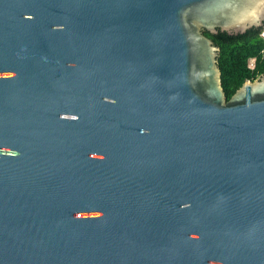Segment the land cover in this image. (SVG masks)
Listing matches in <instances>:
<instances>
[{
	"label": "water",
	"instance_id": "95a60500",
	"mask_svg": "<svg viewBox=\"0 0 264 264\" xmlns=\"http://www.w3.org/2000/svg\"><path fill=\"white\" fill-rule=\"evenodd\" d=\"M264 0H0V264H264V73L226 99L204 34Z\"/></svg>",
	"mask_w": 264,
	"mask_h": 264
},
{
	"label": "trees",
	"instance_id": "16d2710c",
	"mask_svg": "<svg viewBox=\"0 0 264 264\" xmlns=\"http://www.w3.org/2000/svg\"><path fill=\"white\" fill-rule=\"evenodd\" d=\"M260 32L261 28L255 27L240 34L204 31L219 48L217 65L226 99L245 80H253L264 73V38ZM250 58H255L252 69L248 67Z\"/></svg>",
	"mask_w": 264,
	"mask_h": 264
},
{
	"label": "built area",
	"instance_id": "2783aa9c",
	"mask_svg": "<svg viewBox=\"0 0 264 264\" xmlns=\"http://www.w3.org/2000/svg\"><path fill=\"white\" fill-rule=\"evenodd\" d=\"M254 60H255V58H250L249 61H248V67L251 68V69L254 67Z\"/></svg>",
	"mask_w": 264,
	"mask_h": 264
},
{
	"label": "flooded vegetation",
	"instance_id": "af4514ba",
	"mask_svg": "<svg viewBox=\"0 0 264 264\" xmlns=\"http://www.w3.org/2000/svg\"><path fill=\"white\" fill-rule=\"evenodd\" d=\"M264 29H261V32H260V35L262 36V34H263V36H264V31H263ZM262 33V34H261ZM262 36V37H263ZM264 38V37H263Z\"/></svg>",
	"mask_w": 264,
	"mask_h": 264
},
{
	"label": "rangeland",
	"instance_id": "374dc122",
	"mask_svg": "<svg viewBox=\"0 0 264 264\" xmlns=\"http://www.w3.org/2000/svg\"><path fill=\"white\" fill-rule=\"evenodd\" d=\"M264 31V30H263ZM263 35V34H262Z\"/></svg>",
	"mask_w": 264,
	"mask_h": 264
}]
</instances>
